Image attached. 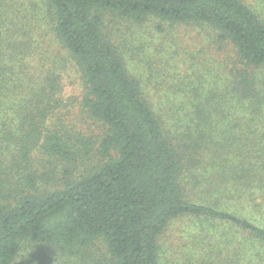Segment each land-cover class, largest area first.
<instances>
[{"label":"trees","instance_id":"16d2710c","mask_svg":"<svg viewBox=\"0 0 264 264\" xmlns=\"http://www.w3.org/2000/svg\"><path fill=\"white\" fill-rule=\"evenodd\" d=\"M114 14L206 29L215 49L194 61L216 74L191 67L180 97L152 98L105 31ZM68 67L104 129L83 155L54 114ZM96 154L75 181L51 163ZM181 218L215 230L209 259L264 264V0H0V264L25 241L45 248L26 264H92L95 249L100 264H159Z\"/></svg>","mask_w":264,"mask_h":264},{"label":"rangeland","instance_id":"374dc122","mask_svg":"<svg viewBox=\"0 0 264 264\" xmlns=\"http://www.w3.org/2000/svg\"><path fill=\"white\" fill-rule=\"evenodd\" d=\"M105 20V31L108 32L111 27L115 29V46L127 64V69L132 75L136 72L138 76H142L146 93L154 99L169 96L180 97L184 86L191 83V79L197 77L191 72V67L195 71H205L207 78L216 74L217 64H213L212 59L204 60L202 58L198 62L201 63L199 66L196 65L197 61H194L200 55V51L215 49L214 45L208 46L209 38H205L206 29H195L190 25H177L155 17H148L138 23L136 19L134 21L132 18H122L120 15L114 14L107 15ZM199 38L205 39L200 40ZM194 47L197 49L194 50ZM223 52L221 51V54H224ZM207 66H209L208 69ZM69 70L68 67L64 75V90L61 94L63 102L54 114L60 116L58 121L60 123L56 124L60 126L58 131L60 133L62 131V135L63 131H71L69 136L65 135V138L69 140L68 147L74 151L82 152L83 141L89 139L94 147L97 146L102 140L104 129L80 108L78 99H80L82 86L75 74ZM208 81L206 80L205 84ZM171 84L180 86L171 88ZM53 125L54 123L50 122L47 125V130H52ZM90 154L95 155V151H91ZM38 156L36 154L35 158H40ZM98 157L96 154L89 162L83 158L82 160L69 161V163H62L60 160L51 163L56 165V173L62 169L64 171L68 169L71 172L70 180L75 181L84 173L90 172L87 167L98 161ZM50 169L46 170V175ZM60 175L61 172L57 177ZM44 180L47 179L44 178ZM209 226L210 224L194 218H181L171 222L159 240V264H189V259L192 261L190 264L232 263L234 258L227 262L220 256L215 260L209 259V256L206 257L209 247L215 245L216 237L213 235L214 238L211 239L210 236L215 230ZM24 243L20 256L14 264H23V262L26 264L29 254L43 255L40 248L45 251L42 246L39 247L29 241ZM93 246H98L100 250L98 242L95 241ZM220 248L223 249L224 246L221 245ZM94 251L97 255L93 254L95 259L92 264L106 263L102 250L99 253L96 249ZM46 261L48 264H52V261L53 264H57L52 257ZM255 261L249 260V263L256 264ZM239 262L243 263V261Z\"/></svg>","mask_w":264,"mask_h":264}]
</instances>
